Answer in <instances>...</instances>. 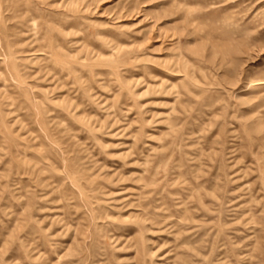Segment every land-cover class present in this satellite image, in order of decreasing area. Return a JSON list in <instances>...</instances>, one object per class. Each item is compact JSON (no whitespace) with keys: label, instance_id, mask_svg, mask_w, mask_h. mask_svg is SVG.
I'll return each instance as SVG.
<instances>
[{"label":"rangeland","instance_id":"obj_1","mask_svg":"<svg viewBox=\"0 0 264 264\" xmlns=\"http://www.w3.org/2000/svg\"><path fill=\"white\" fill-rule=\"evenodd\" d=\"M0 264H264V0H0Z\"/></svg>","mask_w":264,"mask_h":264},{"label":"bare ground","instance_id":"obj_2","mask_svg":"<svg viewBox=\"0 0 264 264\" xmlns=\"http://www.w3.org/2000/svg\"><path fill=\"white\" fill-rule=\"evenodd\" d=\"M64 33V32H63ZM36 42V41H35ZM20 44H24V42H21ZM32 44H33V41H32ZM50 47H52V52L50 53L52 56H54L56 53H57V51L60 49L59 47V49L57 48V46L55 47V46H53V44H51L48 48H50ZM13 49V48H12ZM15 53L14 54H18V51L16 52V51H14ZM25 53H27V52H25ZM87 55V57L86 58H82L81 60H79V62L78 61H76V62H78V63H80V64H83L84 65V63L85 62H89V61H94L95 59H100V58H102L103 56L102 55H96L95 57H94V59H92V58H89L90 57V54H86ZM16 58V57H15ZM19 58V57H18ZM71 60V59H70ZM82 62V63H81ZM69 64H71V63H69ZM70 66V65H69ZM74 66V65H73ZM72 67V66H71ZM74 67H76V64H75V66ZM70 68V67H69ZM73 69V68H72ZM71 68H70V70H72ZM188 76V75H187ZM189 79V78H188ZM148 252V251H147ZM153 255V254H152Z\"/></svg>","mask_w":264,"mask_h":264}]
</instances>
